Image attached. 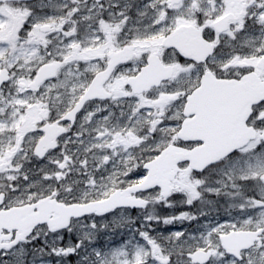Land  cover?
Instances as JSON below:
<instances>
[{
  "label": "snow or ice",
  "instance_id": "1",
  "mask_svg": "<svg viewBox=\"0 0 264 264\" xmlns=\"http://www.w3.org/2000/svg\"><path fill=\"white\" fill-rule=\"evenodd\" d=\"M0 264H264V0H0Z\"/></svg>",
  "mask_w": 264,
  "mask_h": 264
}]
</instances>
